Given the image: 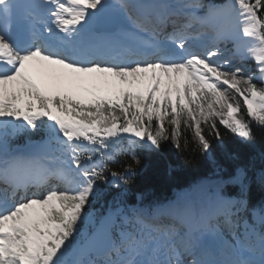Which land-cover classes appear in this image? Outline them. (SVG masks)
<instances>
[{
	"label": "snow or ice",
	"instance_id": "snow-or-ice-1",
	"mask_svg": "<svg viewBox=\"0 0 264 264\" xmlns=\"http://www.w3.org/2000/svg\"><path fill=\"white\" fill-rule=\"evenodd\" d=\"M217 123L264 127V0H0V264H264L244 168L204 205L93 211L137 148L183 126L208 154Z\"/></svg>",
	"mask_w": 264,
	"mask_h": 264
},
{
	"label": "trees",
	"instance_id": "trees-1",
	"mask_svg": "<svg viewBox=\"0 0 264 264\" xmlns=\"http://www.w3.org/2000/svg\"><path fill=\"white\" fill-rule=\"evenodd\" d=\"M217 127L222 139H217L213 135L208 136L211 141V150L208 154L199 150L193 139L192 130L184 129L183 126L182 133L188 140L187 147H184L182 140L181 148L178 150L172 141L168 140L161 144L158 151L137 148L135 152L141 163L134 166L135 175L131 182L124 184L119 180L113 181L109 174V181L112 183L101 184V196L98 200L106 202L118 200L128 204L136 202L138 196H142L147 202L159 201L185 192L203 177L227 178L234 175L237 168H244L250 181L249 208L264 204V185L260 182V176L264 173V127L252 124L255 139L251 142H245L219 123ZM24 141V136L17 139V143ZM118 161L112 165L115 171H122L127 163L132 162L130 156H120ZM224 191L236 194L238 188L235 185H228Z\"/></svg>",
	"mask_w": 264,
	"mask_h": 264
},
{
	"label": "rangeland",
	"instance_id": "rangeland-1",
	"mask_svg": "<svg viewBox=\"0 0 264 264\" xmlns=\"http://www.w3.org/2000/svg\"><path fill=\"white\" fill-rule=\"evenodd\" d=\"M181 2L182 3H186V2H188V0H181ZM211 4H213V3H211ZM197 14L202 15L203 14V11L201 10ZM228 47L230 48L231 45H228ZM249 62L250 63L247 62V65L249 67L253 68V70H254V67H255L254 64H251V61H249ZM225 180H227V179H224V178H221V177H210V178H206V179L200 181V183L198 184V187H196L192 192H194L195 190L202 191V193L204 195L206 194L211 199V196L213 197L216 193L221 192L222 187L226 185V184L222 183V181H225ZM192 192H191V194H192ZM93 211L98 216H102V211H103L102 208H100L99 211H96L94 209H93Z\"/></svg>",
	"mask_w": 264,
	"mask_h": 264
},
{
	"label": "bare ground",
	"instance_id": "bare-ground-1",
	"mask_svg": "<svg viewBox=\"0 0 264 264\" xmlns=\"http://www.w3.org/2000/svg\"><path fill=\"white\" fill-rule=\"evenodd\" d=\"M210 201H211V199L209 198V196H207L206 194L204 195L202 193V191L195 190L194 192H192V194H190L186 198L178 199V200H176L174 202L168 203V206L169 205H173V204H179V205H183V204L204 205V204H206V203H208Z\"/></svg>",
	"mask_w": 264,
	"mask_h": 264
},
{
	"label": "water",
	"instance_id": "water-1",
	"mask_svg": "<svg viewBox=\"0 0 264 264\" xmlns=\"http://www.w3.org/2000/svg\"><path fill=\"white\" fill-rule=\"evenodd\" d=\"M110 211H108L106 214H108Z\"/></svg>",
	"mask_w": 264,
	"mask_h": 264
}]
</instances>
